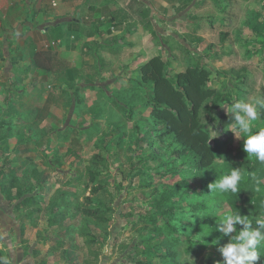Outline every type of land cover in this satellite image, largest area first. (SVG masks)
<instances>
[{
	"label": "rangeland",
	"instance_id": "374dc122",
	"mask_svg": "<svg viewBox=\"0 0 264 264\" xmlns=\"http://www.w3.org/2000/svg\"><path fill=\"white\" fill-rule=\"evenodd\" d=\"M75 2L20 0L11 23L0 26V239L8 236L0 260L216 264L218 248L229 240L215 230L220 216L235 208L258 214L264 191L248 187L234 202L208 185L232 166L248 173L256 159L221 127L225 107L209 121L210 102L201 120L214 167L200 170L192 153L177 155L180 144L172 135L162 139V125L150 116L153 93L139 87V69L157 55L173 77L199 63L228 105L263 97L264 0ZM259 111L264 125V108ZM256 174L264 178V164ZM98 185L104 190L91 208L106 222L83 212ZM177 185V210L158 208ZM200 203L206 210L194 213L192 205ZM189 240L196 243L191 250Z\"/></svg>",
	"mask_w": 264,
	"mask_h": 264
},
{
	"label": "trees",
	"instance_id": "16d2710c",
	"mask_svg": "<svg viewBox=\"0 0 264 264\" xmlns=\"http://www.w3.org/2000/svg\"><path fill=\"white\" fill-rule=\"evenodd\" d=\"M227 34H221L222 40H225ZM140 80L138 85L143 88L148 85L153 93V96L148 99L147 107L150 108L151 118L162 125L161 138L166 136H174L176 142L180 144L182 150L177 151V155L188 152L196 157L197 164L200 170L209 171L214 167L216 155L211 144V137L207 127L201 120L202 110L206 103L211 105L206 109V114L209 115V121H214V112L220 110L223 106L228 105V96L220 94L214 88L209 86L211 82L212 72L197 63L177 75L170 76L167 73V63L162 56H155L148 62L142 65L139 69ZM264 97V95H263ZM228 98V99H227ZM220 125L223 128H228L230 123L228 115H221ZM69 153L76 157H81L79 152L70 150ZM261 162L255 160L254 163L248 165V173H256ZM94 181L96 175L91 173ZM251 177L247 175L244 183L241 186V191L237 195H233L232 200L239 202L243 199L250 186ZM176 190L166 191L161 201L158 203V208L165 211L177 210L179 204L176 201ZM104 190L103 186H96L88 197L85 198L84 215L96 219L100 222H106V218L100 215V210L91 208L93 205L92 197ZM23 193H18V197H22ZM11 198V194H7V199ZM24 204H30L31 198L25 200ZM258 205L261 211L264 208ZM207 206L205 203L192 205L194 213L203 212ZM167 226H170L167 224ZM170 229L169 227H167ZM176 229L172 228L171 234L176 235ZM20 235H24V229L17 230ZM156 238H160L163 234L160 228L156 229ZM196 243L189 240V248L191 250ZM1 258V254H0Z\"/></svg>",
	"mask_w": 264,
	"mask_h": 264
},
{
	"label": "clouds",
	"instance_id": "9594fccd",
	"mask_svg": "<svg viewBox=\"0 0 264 264\" xmlns=\"http://www.w3.org/2000/svg\"><path fill=\"white\" fill-rule=\"evenodd\" d=\"M223 107L230 120L228 130L235 139L243 140V151L247 157L264 164V125L259 123V109L264 108V97L242 98ZM246 175H250L253 182V185L246 187H251L254 193L264 191V178L256 173H245L242 168L234 166L221 172L208 188L221 195H237ZM260 206L264 208V203ZM215 230L229 237L228 242L218 248L222 260L216 264H258L264 256V211L242 215L240 209L235 208L220 216ZM0 264H8L7 257L2 258Z\"/></svg>",
	"mask_w": 264,
	"mask_h": 264
},
{
	"label": "crops",
	"instance_id": "0c3cea01",
	"mask_svg": "<svg viewBox=\"0 0 264 264\" xmlns=\"http://www.w3.org/2000/svg\"><path fill=\"white\" fill-rule=\"evenodd\" d=\"M76 1V5H77V1H79L81 4L82 0H74ZM45 4H48V2L46 1ZM21 4H20V0H0V26L3 24L4 26H7L9 23H11V20L13 18L14 15L17 14V12H19L21 9ZM42 9V8H41ZM71 9L75 10L74 7H72ZM159 56V55H157ZM155 57V56H154ZM132 84H130L128 87H130ZM1 230V229H0ZM6 238L4 239H0V254L1 256H6L7 255V238L8 236H5ZM17 264H20L19 262Z\"/></svg>",
	"mask_w": 264,
	"mask_h": 264
}]
</instances>
